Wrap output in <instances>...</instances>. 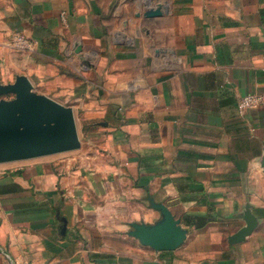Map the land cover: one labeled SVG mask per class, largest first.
Masks as SVG:
<instances>
[{
  "label": "crops",
  "instance_id": "1",
  "mask_svg": "<svg viewBox=\"0 0 264 264\" xmlns=\"http://www.w3.org/2000/svg\"><path fill=\"white\" fill-rule=\"evenodd\" d=\"M263 53L264 0H0V79L72 106L89 142L0 170V264H264V104L239 110ZM149 196L188 227L178 248L129 234L161 216Z\"/></svg>",
  "mask_w": 264,
  "mask_h": 264
},
{
  "label": "water",
  "instance_id": "2",
  "mask_svg": "<svg viewBox=\"0 0 264 264\" xmlns=\"http://www.w3.org/2000/svg\"><path fill=\"white\" fill-rule=\"evenodd\" d=\"M152 9L146 16L162 15ZM9 94H13L9 97ZM79 127L72 106L34 89L26 74L15 81L0 79V163L75 150L81 147ZM151 206L161 216L154 222L131 221L129 234L156 250L178 248L187 238L189 229L176 217L170 206L149 196ZM60 233L66 234L67 218L57 211ZM246 225L229 236L230 242L245 239L257 226L258 218L249 206L244 212Z\"/></svg>",
  "mask_w": 264,
  "mask_h": 264
},
{
  "label": "built area",
  "instance_id": "3",
  "mask_svg": "<svg viewBox=\"0 0 264 264\" xmlns=\"http://www.w3.org/2000/svg\"><path fill=\"white\" fill-rule=\"evenodd\" d=\"M13 45L21 51L31 52L35 49L36 42L31 36L23 32H16L13 37ZM262 60L264 65V53ZM261 104H264V93H247L239 99V110L243 112Z\"/></svg>",
  "mask_w": 264,
  "mask_h": 264
},
{
  "label": "rangeland",
  "instance_id": "4",
  "mask_svg": "<svg viewBox=\"0 0 264 264\" xmlns=\"http://www.w3.org/2000/svg\"><path fill=\"white\" fill-rule=\"evenodd\" d=\"M117 3V2H116ZM9 97H12L13 94H9ZM79 131L80 133H82L80 127H79ZM83 139H82V144L81 147L75 150H69V151H65V152H61L59 154L64 155L66 157H74L77 155H80L82 152L86 151L89 148V142L86 139V135L83 134ZM14 166L13 162H1L0 163V170H4L5 168H12Z\"/></svg>",
  "mask_w": 264,
  "mask_h": 264
},
{
  "label": "trees",
  "instance_id": "5",
  "mask_svg": "<svg viewBox=\"0 0 264 264\" xmlns=\"http://www.w3.org/2000/svg\"><path fill=\"white\" fill-rule=\"evenodd\" d=\"M186 221L188 224H195L197 227H202L206 225L209 221L213 220L212 214H207L205 216H186Z\"/></svg>",
  "mask_w": 264,
  "mask_h": 264
}]
</instances>
